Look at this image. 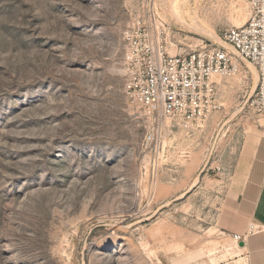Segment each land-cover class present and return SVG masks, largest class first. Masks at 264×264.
<instances>
[{
	"label": "rangeland",
	"instance_id": "rangeland-1",
	"mask_svg": "<svg viewBox=\"0 0 264 264\" xmlns=\"http://www.w3.org/2000/svg\"><path fill=\"white\" fill-rule=\"evenodd\" d=\"M152 11L169 54L233 52L222 34L248 15L247 0H0V264H247L218 214L264 129L243 108L257 71L216 77L221 109L202 129L166 121L148 141L122 60Z\"/></svg>",
	"mask_w": 264,
	"mask_h": 264
},
{
	"label": "built area",
	"instance_id": "built-area-1",
	"mask_svg": "<svg viewBox=\"0 0 264 264\" xmlns=\"http://www.w3.org/2000/svg\"><path fill=\"white\" fill-rule=\"evenodd\" d=\"M244 23L230 26L222 34L224 47L199 43L187 50L169 54L164 25L152 11L154 26L138 27L125 36L122 60L124 95L155 123L146 139L160 144L164 122L186 132L202 129L221 109L218 81L241 71L244 61L257 71L256 86L243 108L258 120H264V0H247ZM158 18V19H156ZM158 22V24L156 23ZM163 148H155L159 155ZM254 225L241 234H232L234 242L245 241Z\"/></svg>",
	"mask_w": 264,
	"mask_h": 264
},
{
	"label": "crops",
	"instance_id": "crops-1",
	"mask_svg": "<svg viewBox=\"0 0 264 264\" xmlns=\"http://www.w3.org/2000/svg\"><path fill=\"white\" fill-rule=\"evenodd\" d=\"M233 166L230 189L218 214V226L226 234H241L252 224L264 228V129L250 146L244 142ZM264 235L248 236L240 256L247 264H264Z\"/></svg>",
	"mask_w": 264,
	"mask_h": 264
},
{
	"label": "water",
	"instance_id": "water-1",
	"mask_svg": "<svg viewBox=\"0 0 264 264\" xmlns=\"http://www.w3.org/2000/svg\"><path fill=\"white\" fill-rule=\"evenodd\" d=\"M239 245H240V246H242V245H243V243H242V242H240V243H239Z\"/></svg>",
	"mask_w": 264,
	"mask_h": 264
},
{
	"label": "bare ground",
	"instance_id": "bare-ground-1",
	"mask_svg": "<svg viewBox=\"0 0 264 264\" xmlns=\"http://www.w3.org/2000/svg\"><path fill=\"white\" fill-rule=\"evenodd\" d=\"M246 18H247V16H246ZM245 20H246V19H245ZM244 22H245V21H244ZM244 22H243V23H244ZM235 243H236V242H235Z\"/></svg>",
	"mask_w": 264,
	"mask_h": 264
}]
</instances>
